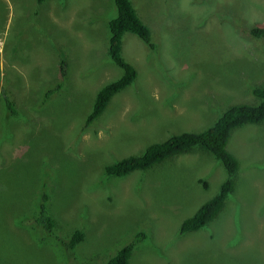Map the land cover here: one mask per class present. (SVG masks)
Masks as SVG:
<instances>
[{
  "label": "rangeland",
  "instance_id": "1",
  "mask_svg": "<svg viewBox=\"0 0 264 264\" xmlns=\"http://www.w3.org/2000/svg\"><path fill=\"white\" fill-rule=\"evenodd\" d=\"M130 1L154 47L123 36L136 76L87 124L97 90L123 73L108 55L113 0H0V264H104L138 232L128 264H264V119L231 131L233 190L197 230L179 228L228 177L208 150L105 172L151 143L206 129L230 104L259 101L251 90L264 76V34L250 28L264 25V0ZM57 38L63 75L53 67L48 82L13 68L41 47L51 62ZM44 196L51 231L34 219ZM75 229L84 237L68 248Z\"/></svg>",
  "mask_w": 264,
  "mask_h": 264
},
{
  "label": "trees",
  "instance_id": "2",
  "mask_svg": "<svg viewBox=\"0 0 264 264\" xmlns=\"http://www.w3.org/2000/svg\"><path fill=\"white\" fill-rule=\"evenodd\" d=\"M43 1L36 0L38 3ZM113 3L117 15L108 22V55L112 62L122 69L123 73L97 90L91 111L86 117L87 124L103 111L117 91L129 85L136 76L134 66L124 59L121 52L123 36L126 33H132L151 49L154 47L150 28L140 19L131 1L113 0ZM250 33L254 36L263 35L264 25L251 27ZM252 94L259 100L256 104H231L206 129L202 131H183L171 135L163 141L151 143L140 154L129 155L107 165L105 167L106 174L124 176L137 169L145 170L166 157L190 151L198 146L201 149L208 150L222 164L228 173V177L221 182L218 192L213 197L202 203L193 215L182 221L179 231L183 233L204 227L217 215L225 198L233 190L232 176L238 169V161L226 149L231 131L244 124L258 123L264 119V76L261 85L252 88ZM11 98L12 100L6 98L7 108L11 113H15L18 105L15 103V98L13 96ZM204 184L206 185V182ZM46 198L47 196L43 197V202L38 207V215L33 217L35 223L51 231L54 227V221L45 210L44 201ZM143 235L144 233L138 232L133 241L122 246L104 264H128L133 246L136 242L142 240ZM83 237V232L75 229L67 238L66 246L73 248Z\"/></svg>",
  "mask_w": 264,
  "mask_h": 264
},
{
  "label": "crops",
  "instance_id": "3",
  "mask_svg": "<svg viewBox=\"0 0 264 264\" xmlns=\"http://www.w3.org/2000/svg\"><path fill=\"white\" fill-rule=\"evenodd\" d=\"M61 20H63V19H61ZM69 20L73 22L75 20V18L71 15V16H69ZM54 42L56 43V46L54 49V55L52 57L51 62H49V55L48 54L46 55V57H44V48L41 47V48L32 50L30 52V54H31V59H30V63H29L30 66L20 67L18 65H13V68H15L16 70L24 69V68L30 69L31 72L35 71L38 74L40 79L44 78L48 82L50 80L49 69H51L53 67H56L58 69L60 75H63L64 74V69H63L64 59L59 57L60 50L58 47L60 41L57 38ZM47 51H48V48H46V52ZM1 75H2V73H1V64H0V77H1ZM58 84H61V83L57 82V84L55 86H57ZM0 85H2L1 78H0ZM0 92L2 93L1 89H0ZM251 92H252V90H251ZM13 98H15V103H17V105H18V101L16 100L15 95H13ZM10 100H12L11 97H10ZM233 104H235V103H233Z\"/></svg>",
  "mask_w": 264,
  "mask_h": 264
}]
</instances>
